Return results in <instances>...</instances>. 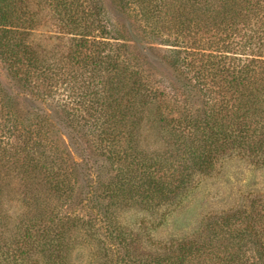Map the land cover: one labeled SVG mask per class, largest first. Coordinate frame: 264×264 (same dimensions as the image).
Returning a JSON list of instances; mask_svg holds the SVG:
<instances>
[{
  "label": "trees",
  "instance_id": "trees-1",
  "mask_svg": "<svg viewBox=\"0 0 264 264\" xmlns=\"http://www.w3.org/2000/svg\"><path fill=\"white\" fill-rule=\"evenodd\" d=\"M0 65V264H264L260 192L182 237L119 220L231 155L264 167V0H0Z\"/></svg>",
  "mask_w": 264,
  "mask_h": 264
},
{
  "label": "rangeland",
  "instance_id": "rangeland-1",
  "mask_svg": "<svg viewBox=\"0 0 264 264\" xmlns=\"http://www.w3.org/2000/svg\"><path fill=\"white\" fill-rule=\"evenodd\" d=\"M30 9H38L36 1L29 3ZM108 12L114 14L110 9ZM45 24L48 25V23ZM131 35L133 45L144 54L152 67V71L158 73V70H161L162 74L169 76V72L160 61L163 55L162 49L153 44L141 42L132 31ZM131 57H134L133 52H131ZM0 85L12 94L18 93L17 87L8 79L1 65ZM168 91L171 92L169 89ZM20 99L22 102L20 105L23 107L25 106L24 103L37 105L35 102H29L27 97ZM72 158L78 162L83 158H86L90 163L95 161L99 164L100 162L86 152L72 151ZM103 174H101V178L104 179L107 174L105 176ZM249 192L264 194V167L255 166L245 158L231 155L219 164L213 172L197 178L194 187L178 202L154 210L135 206L123 211L119 220L134 229L146 228V232L157 239H167L173 236L182 237L195 232L204 215L232 207L239 197ZM7 208L11 213H18L21 209L20 204L16 201H11ZM87 249H91L90 244ZM82 250L84 251V249Z\"/></svg>",
  "mask_w": 264,
  "mask_h": 264
}]
</instances>
